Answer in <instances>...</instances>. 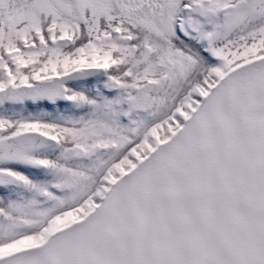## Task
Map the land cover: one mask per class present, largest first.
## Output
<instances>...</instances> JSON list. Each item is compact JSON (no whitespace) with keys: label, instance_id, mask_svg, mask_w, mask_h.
Listing matches in <instances>:
<instances>
[{"label":"snow or ice","instance_id":"1","mask_svg":"<svg viewBox=\"0 0 264 264\" xmlns=\"http://www.w3.org/2000/svg\"><path fill=\"white\" fill-rule=\"evenodd\" d=\"M0 264H264V0H0Z\"/></svg>","mask_w":264,"mask_h":264}]
</instances>
